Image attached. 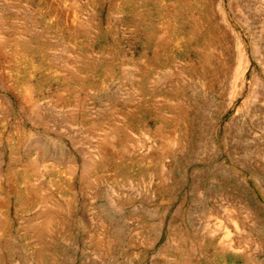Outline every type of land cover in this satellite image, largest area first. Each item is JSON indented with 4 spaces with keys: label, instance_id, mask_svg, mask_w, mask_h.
Here are the masks:
<instances>
[{
    "label": "rangeland",
    "instance_id": "374dc122",
    "mask_svg": "<svg viewBox=\"0 0 264 264\" xmlns=\"http://www.w3.org/2000/svg\"><path fill=\"white\" fill-rule=\"evenodd\" d=\"M0 264H264V0H0Z\"/></svg>",
    "mask_w": 264,
    "mask_h": 264
}]
</instances>
